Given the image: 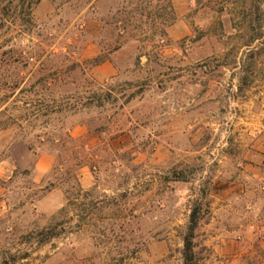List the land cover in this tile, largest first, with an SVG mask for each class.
<instances>
[{
  "label": "rangeland",
  "instance_id": "rangeland-1",
  "mask_svg": "<svg viewBox=\"0 0 264 264\" xmlns=\"http://www.w3.org/2000/svg\"><path fill=\"white\" fill-rule=\"evenodd\" d=\"M197 206L264 264V0H0V264H184Z\"/></svg>",
  "mask_w": 264,
  "mask_h": 264
},
{
  "label": "trees",
  "instance_id": "trees-1",
  "mask_svg": "<svg viewBox=\"0 0 264 264\" xmlns=\"http://www.w3.org/2000/svg\"><path fill=\"white\" fill-rule=\"evenodd\" d=\"M75 166L77 169L81 168L84 164L81 156L75 157ZM202 205V204H201ZM200 205V206H201ZM201 218V207L197 206L193 210L187 232L185 234V248H184V264H199L198 254L196 252V230L199 226Z\"/></svg>",
  "mask_w": 264,
  "mask_h": 264
}]
</instances>
